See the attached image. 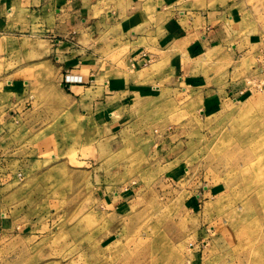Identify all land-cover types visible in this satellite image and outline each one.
<instances>
[{
    "label": "rangeland",
    "instance_id": "rangeland-1",
    "mask_svg": "<svg viewBox=\"0 0 264 264\" xmlns=\"http://www.w3.org/2000/svg\"><path fill=\"white\" fill-rule=\"evenodd\" d=\"M215 4L192 83L121 119L83 126L59 82L6 107L36 126L0 142V264H264V0Z\"/></svg>",
    "mask_w": 264,
    "mask_h": 264
},
{
    "label": "crops",
    "instance_id": "crops-1",
    "mask_svg": "<svg viewBox=\"0 0 264 264\" xmlns=\"http://www.w3.org/2000/svg\"><path fill=\"white\" fill-rule=\"evenodd\" d=\"M213 2L0 0V142L8 141V130L15 141L19 129L36 126L19 121L15 111L6 119V107L27 90L48 91L59 82L60 93L75 102L76 113L65 112L82 116L83 126L89 118L97 126L107 120L106 109L110 120L123 115L128 98L175 81L192 83L215 48L209 30L219 16L225 24L224 9ZM244 92L229 90L226 97L236 101ZM7 225L11 220L0 213V234Z\"/></svg>",
    "mask_w": 264,
    "mask_h": 264
},
{
    "label": "built area",
    "instance_id": "built-area-1",
    "mask_svg": "<svg viewBox=\"0 0 264 264\" xmlns=\"http://www.w3.org/2000/svg\"><path fill=\"white\" fill-rule=\"evenodd\" d=\"M75 81H77V80L75 79Z\"/></svg>",
    "mask_w": 264,
    "mask_h": 264
}]
</instances>
